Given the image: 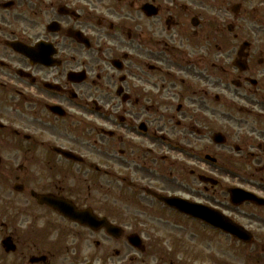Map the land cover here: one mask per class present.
I'll list each match as a JSON object with an SVG mask.
<instances>
[{"label": "flooded vegetation", "instance_id": "af4514ba", "mask_svg": "<svg viewBox=\"0 0 264 264\" xmlns=\"http://www.w3.org/2000/svg\"><path fill=\"white\" fill-rule=\"evenodd\" d=\"M0 264H264V0H0Z\"/></svg>", "mask_w": 264, "mask_h": 264}, {"label": "rangeland", "instance_id": "374dc122", "mask_svg": "<svg viewBox=\"0 0 264 264\" xmlns=\"http://www.w3.org/2000/svg\"><path fill=\"white\" fill-rule=\"evenodd\" d=\"M121 148V146L120 145H117L116 144V146H115V149L114 150H117V149H120ZM116 154V153H115ZM101 159V158H100ZM100 161V160H99ZM161 170H163V172H164V174L165 173H167V172H169L170 170L168 169V167L167 166H164V168H161ZM114 172H116L115 174L116 175H119V174H122L123 172L121 171V170H116L115 169V171ZM137 178H140V177H137ZM165 180H167V177L166 176H162L161 177V181H163L164 183H167ZM122 184L123 183H117L116 185L118 186V187H121V188H123L122 187ZM120 203V202H119ZM118 203V204H119ZM120 206H119V208H120V211L122 212V213H125L124 215H122V214H119L120 216H118V221H120V224L121 225H127V226H130L129 224H130V220H131V218H133V217H135V215L136 214H134L133 213V211H131L130 209H129V207H125V205L124 204H119ZM129 215H128V214ZM168 218V217H167ZM169 219V218H168ZM186 225H187V223H186ZM185 229H186V239H185V244L188 246L189 245V243H188V239H189V237L190 236H188L189 235V228L187 229L186 228V226H185ZM189 232H188V231ZM202 231V230H201ZM203 246L205 247V244L203 243ZM219 248H220V246H219ZM221 249V248H220Z\"/></svg>", "mask_w": 264, "mask_h": 264}]
</instances>
